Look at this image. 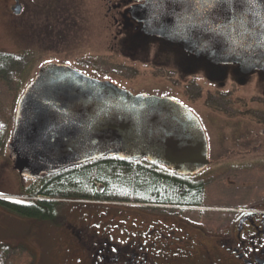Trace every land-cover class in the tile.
I'll list each match as a JSON object with an SVG mask.
<instances>
[{
  "label": "flooded vegetation",
  "instance_id": "1",
  "mask_svg": "<svg viewBox=\"0 0 264 264\" xmlns=\"http://www.w3.org/2000/svg\"><path fill=\"white\" fill-rule=\"evenodd\" d=\"M18 3L22 4L20 0L10 3L9 16H21L16 12ZM97 3L103 34L114 35L115 50L141 64L163 69L173 65L171 69L180 77L179 82H187L185 86H189L195 105L179 95L167 93L165 97L180 100L200 119L210 163L196 175H182L186 181L202 185L200 206L117 205L107 206L104 211L91 210L99 212L78 216L84 222L80 225L70 224L74 235L72 239L66 236L67 248L76 246L87 258L92 254L94 260L90 259L89 264H264V73L246 74L236 64L215 65L206 58L196 60L179 45L150 33L140 12L146 5L144 0H97ZM74 7L75 0H46L44 5L52 11L55 19L50 14L47 19L53 26L71 24L72 15L68 13ZM75 69L124 88L112 79ZM198 75L202 76L206 91L196 88L194 78ZM3 126L0 123L2 131ZM12 131L5 142L0 141V159L5 161V168L11 166L14 170L7 149ZM150 163L167 168L160 162ZM225 173L234 182L238 175H244L241 182L250 188L257 187L254 190L259 192L258 196H253L246 208L223 209L209 203L206 191L209 176L214 179ZM13 174L18 177L21 189L8 194L6 199L0 197V202L17 207L34 205L29 195L40 192L45 174L39 179L22 177L17 171ZM183 207L191 212L178 211Z\"/></svg>",
  "mask_w": 264,
  "mask_h": 264
},
{
  "label": "water",
  "instance_id": "2",
  "mask_svg": "<svg viewBox=\"0 0 264 264\" xmlns=\"http://www.w3.org/2000/svg\"><path fill=\"white\" fill-rule=\"evenodd\" d=\"M144 1L150 33L196 60L264 73V0ZM17 105L8 156L28 179L115 155L190 176L210 163L205 129L180 100L132 93L69 64L42 66Z\"/></svg>",
  "mask_w": 264,
  "mask_h": 264
},
{
  "label": "rangeland",
  "instance_id": "3",
  "mask_svg": "<svg viewBox=\"0 0 264 264\" xmlns=\"http://www.w3.org/2000/svg\"><path fill=\"white\" fill-rule=\"evenodd\" d=\"M12 1L0 0V123L8 122L11 131L18 98L38 70L49 62L68 63L87 74L112 79L120 86L132 89L133 93L158 96L171 93L196 104L191 98L189 86H185L187 82H179L180 77L171 69L173 65H169V70L141 64L137 59L115 50L113 45L117 40L114 35L103 34L97 0H75L74 10L68 13L72 15V22L66 26L62 23L53 26L48 21L47 15H51L52 11L44 8L46 0H20L24 9L22 7L19 17L8 14ZM53 17L51 15L54 20ZM201 78L200 75L194 78L195 86L206 91ZM7 136L8 133L0 128V141L5 142ZM4 164L5 161L0 159L2 199L21 189L18 177L13 174L16 170L11 166L5 168ZM212 176L207 178L209 184L206 191L209 203L220 208L242 206L244 209L253 196H258L255 185L250 188L240 181L245 178L244 175H238L236 182L230 180L229 173L214 176V179ZM41 198L37 196V199ZM107 206L113 205L100 202L66 204L57 210L58 214L52 219H34L18 214L11 204L0 202V243L16 250L12 256L14 264H89L90 259L94 260L92 254L87 258L76 246L74 249L67 248L65 239L66 236L72 239L74 235L72 222L76 225L84 223L78 216L86 213L95 215L99 211L91 210H102ZM183 210L191 212L184 207L178 211ZM104 224L105 221H102L101 225Z\"/></svg>",
  "mask_w": 264,
  "mask_h": 264
},
{
  "label": "trees",
  "instance_id": "4",
  "mask_svg": "<svg viewBox=\"0 0 264 264\" xmlns=\"http://www.w3.org/2000/svg\"><path fill=\"white\" fill-rule=\"evenodd\" d=\"M7 123L3 132L9 134L11 129ZM144 159L133 161L116 155L106 156L59 173L45 174L40 192L29 195L34 205L11 206L18 214L34 219H52L58 214L57 210L66 204L91 202L200 206L204 192L201 184L188 182L184 176ZM37 196L45 199L36 200ZM15 251L0 243V264H14L12 256Z\"/></svg>",
  "mask_w": 264,
  "mask_h": 264
},
{
  "label": "bare ground",
  "instance_id": "5",
  "mask_svg": "<svg viewBox=\"0 0 264 264\" xmlns=\"http://www.w3.org/2000/svg\"><path fill=\"white\" fill-rule=\"evenodd\" d=\"M183 50V49H182Z\"/></svg>",
  "mask_w": 264,
  "mask_h": 264
}]
</instances>
